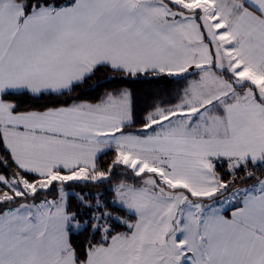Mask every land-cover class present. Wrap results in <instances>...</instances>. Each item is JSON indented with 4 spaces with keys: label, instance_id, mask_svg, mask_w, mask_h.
<instances>
[{
    "label": "snow or ice",
    "instance_id": "snow-or-ice-1",
    "mask_svg": "<svg viewBox=\"0 0 264 264\" xmlns=\"http://www.w3.org/2000/svg\"><path fill=\"white\" fill-rule=\"evenodd\" d=\"M0 264H264V0H0Z\"/></svg>",
    "mask_w": 264,
    "mask_h": 264
},
{
    "label": "trees",
    "instance_id": "trees-1",
    "mask_svg": "<svg viewBox=\"0 0 264 264\" xmlns=\"http://www.w3.org/2000/svg\"><path fill=\"white\" fill-rule=\"evenodd\" d=\"M106 73L104 71H101L97 73L95 77H93L91 80L87 81L86 84L81 86V89H78V91H83L84 95L82 96V99L86 100H96L98 99L105 91H111L113 89H119L122 87H128L131 88L134 93L137 96V110L139 114H142L140 112V106L143 105L144 100L141 99V97H144L148 91L150 90H157L160 89L164 92H171L175 87L176 84L173 82L171 85H169L168 88L161 89L160 85L166 83V81H160L159 83H148L142 79H136V80H128V81H116L112 79H104ZM109 77L112 76L111 73H107ZM113 153L109 151L106 155L101 156V159L106 161L110 160ZM113 183H115V180H113ZM109 187L108 184L101 185L99 187L95 186H88L85 188V191H93V192H100L104 189H107ZM73 188L76 192H80L81 189L79 187H76L73 185ZM105 198L108 199L111 197V192H105L104 193ZM120 215H127V213L121 212ZM120 231H123V228L118 229Z\"/></svg>",
    "mask_w": 264,
    "mask_h": 264
}]
</instances>
